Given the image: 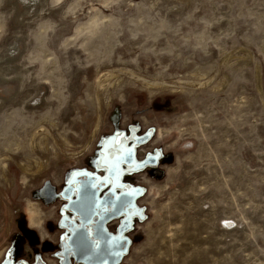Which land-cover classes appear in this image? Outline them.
Instances as JSON below:
<instances>
[{"label": "rangeland", "instance_id": "1", "mask_svg": "<svg viewBox=\"0 0 264 264\" xmlns=\"http://www.w3.org/2000/svg\"><path fill=\"white\" fill-rule=\"evenodd\" d=\"M130 124L166 160L124 263L264 264V0H0V264H58L42 189Z\"/></svg>", "mask_w": 264, "mask_h": 264}, {"label": "water", "instance_id": "2", "mask_svg": "<svg viewBox=\"0 0 264 264\" xmlns=\"http://www.w3.org/2000/svg\"><path fill=\"white\" fill-rule=\"evenodd\" d=\"M121 134L117 131L113 136L102 137L101 142L103 141L108 147H114L117 141H120ZM126 138V136L122 138V141H126ZM117 162L121 163V161ZM126 163H130L129 158ZM151 165L156 166L154 160ZM74 173L77 175H73ZM85 173L88 174L87 177L84 176ZM110 178H113L112 172L101 178L96 173L78 169L71 172L59 195L54 192L55 189L50 184L42 189L41 197L46 200V204H51L54 196L64 202L58 227L65 232L62 233L56 253L60 264H121L129 255L134 239L128 234L134 232L136 224L145 222L148 215L144 214L146 208H138L135 205V198L130 199L129 195L120 196L116 201L109 192L100 198L99 192L110 185L108 181ZM162 178L163 176L158 177L159 180ZM84 180H89L91 183L77 188V182ZM92 184L96 186L92 187ZM123 198L130 203L129 206H126ZM122 215H125L126 219L124 225L119 228L117 236L108 234L106 222ZM46 249H52L49 243H46ZM40 262L46 264L42 259ZM3 264H15L14 250L10 251Z\"/></svg>", "mask_w": 264, "mask_h": 264}, {"label": "flooded vegetation", "instance_id": "3", "mask_svg": "<svg viewBox=\"0 0 264 264\" xmlns=\"http://www.w3.org/2000/svg\"><path fill=\"white\" fill-rule=\"evenodd\" d=\"M117 131L122 133L119 137L120 141H117V145L108 147L100 140L99 147L96 150V157L93 160V168H86L85 170L90 173H96L101 178L106 177L108 172H112L113 178L108 179L110 185L99 192L100 198H103L107 193L111 192L114 196V200L117 201L120 196L126 194L130 196V199L132 197L135 198V205L138 208H146L141 204L142 198H144L148 191V187L145 185L144 181H147V178H158L164 175L163 168H161L163 161L165 162L166 160L164 150L160 146L151 149L150 144L156 133V130L152 127L142 129L139 125L130 124L127 129H113L103 138L113 136ZM125 136L127 140L122 141V138H125ZM128 158L130 163H126ZM152 160L155 161L156 166L151 165ZM117 161H121V163ZM119 183L121 186H119ZM65 185L66 182L64 186ZM62 189L59 191L54 190V192L59 195ZM52 198H54L52 203L56 201V204L59 203V211L61 212L64 202L56 196ZM123 201L126 206L130 205L125 198H123ZM144 214L147 215V208ZM60 219L61 215L58 218V224ZM125 219V215H122L108 220L106 222V231L108 234L117 236L118 230L124 225ZM132 233L133 231L128 234L130 238H133ZM23 260L24 259L17 264H27L25 261L23 262ZM40 260V258L36 259V261L31 264H42ZM124 260L121 264H125ZM43 261L48 264L46 260ZM56 261L60 264L57 258Z\"/></svg>", "mask_w": 264, "mask_h": 264}, {"label": "snow or ice", "instance_id": "4", "mask_svg": "<svg viewBox=\"0 0 264 264\" xmlns=\"http://www.w3.org/2000/svg\"><path fill=\"white\" fill-rule=\"evenodd\" d=\"M73 175H77V174L74 173ZM87 175H88L87 173L84 174L85 177H87ZM89 183H91V181H89V180H84V181L77 182V185H76V186H77V188H79L81 185L89 184ZM91 186H92V187H95L96 185H95V184H92ZM226 223H227V222H226Z\"/></svg>", "mask_w": 264, "mask_h": 264}, {"label": "bare ground", "instance_id": "5", "mask_svg": "<svg viewBox=\"0 0 264 264\" xmlns=\"http://www.w3.org/2000/svg\"><path fill=\"white\" fill-rule=\"evenodd\" d=\"M24 1H29V0H24ZM27 3V2H26ZM32 202V201H31ZM30 212V211H29ZM37 213V212H36ZM40 214V213H39ZM42 218V217H41ZM225 222H227L228 223V227H230V223L232 222V221H229V219H226V220H224ZM41 222V221H40ZM226 223V224H227ZM236 223V222H235ZM32 225V224H31ZM35 226H37V225H35ZM41 226V225H40ZM39 226V227H40ZM232 226V225H231ZM233 226H235V224L233 225Z\"/></svg>", "mask_w": 264, "mask_h": 264}]
</instances>
